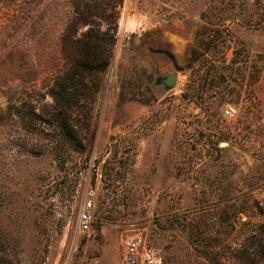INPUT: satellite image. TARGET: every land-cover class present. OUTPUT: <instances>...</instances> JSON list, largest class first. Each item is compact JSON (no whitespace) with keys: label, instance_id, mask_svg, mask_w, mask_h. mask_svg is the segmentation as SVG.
Masks as SVG:
<instances>
[{"label":"rangeland","instance_id":"obj_1","mask_svg":"<svg viewBox=\"0 0 264 264\" xmlns=\"http://www.w3.org/2000/svg\"><path fill=\"white\" fill-rule=\"evenodd\" d=\"M135 236L264 264V0H0V264H122Z\"/></svg>","mask_w":264,"mask_h":264},{"label":"built area","instance_id":"obj_2","mask_svg":"<svg viewBox=\"0 0 264 264\" xmlns=\"http://www.w3.org/2000/svg\"><path fill=\"white\" fill-rule=\"evenodd\" d=\"M224 114L226 117H232L235 110L231 106H226ZM92 223V201L88 200L79 216V231L82 234H88L91 231ZM122 264H164V261L158 252L144 246L140 236H135L126 242Z\"/></svg>","mask_w":264,"mask_h":264},{"label":"trees","instance_id":"obj_3","mask_svg":"<svg viewBox=\"0 0 264 264\" xmlns=\"http://www.w3.org/2000/svg\"><path fill=\"white\" fill-rule=\"evenodd\" d=\"M75 48V54H77V59L75 58L73 60L75 62L74 65L78 64L77 61H82V65L85 70L99 68V66H97L98 64L96 63L102 54L106 53V60L107 58L109 59L111 57V51H105V49L101 47V44L98 41L96 42L94 40V37L91 36V32L85 34L82 39L77 40L75 42ZM83 60L85 61L83 62ZM107 62L108 61H106V63L101 66L103 70H106V68L108 67L109 62ZM80 75L83 76L84 72L80 73Z\"/></svg>","mask_w":264,"mask_h":264},{"label":"water","instance_id":"obj_4","mask_svg":"<svg viewBox=\"0 0 264 264\" xmlns=\"http://www.w3.org/2000/svg\"><path fill=\"white\" fill-rule=\"evenodd\" d=\"M178 76L176 74H170L167 77L159 78L157 85H164L167 90H173L177 86ZM226 144H222L225 146Z\"/></svg>","mask_w":264,"mask_h":264}]
</instances>
